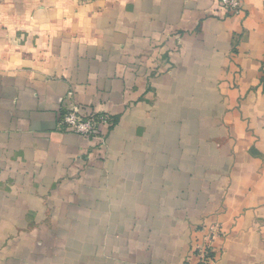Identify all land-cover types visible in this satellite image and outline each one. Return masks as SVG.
Wrapping results in <instances>:
<instances>
[{"label":"crops","instance_id":"0c3cea01","mask_svg":"<svg viewBox=\"0 0 264 264\" xmlns=\"http://www.w3.org/2000/svg\"><path fill=\"white\" fill-rule=\"evenodd\" d=\"M0 0V264H264V0ZM109 113L107 145L59 127Z\"/></svg>","mask_w":264,"mask_h":264},{"label":"built area","instance_id":"2783aa9c","mask_svg":"<svg viewBox=\"0 0 264 264\" xmlns=\"http://www.w3.org/2000/svg\"><path fill=\"white\" fill-rule=\"evenodd\" d=\"M221 6L227 10L237 11L242 7L241 0H219ZM113 117L107 112L87 109L82 105H74L62 114L59 127L66 131L77 133L84 138L95 141L99 148L107 145V133L114 126ZM212 238L198 248L200 264H213Z\"/></svg>","mask_w":264,"mask_h":264}]
</instances>
